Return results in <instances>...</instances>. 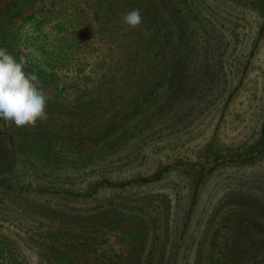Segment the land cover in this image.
Wrapping results in <instances>:
<instances>
[{"label":"rangeland","instance_id":"obj_1","mask_svg":"<svg viewBox=\"0 0 264 264\" xmlns=\"http://www.w3.org/2000/svg\"><path fill=\"white\" fill-rule=\"evenodd\" d=\"M0 47L48 98L0 264H264V0H0Z\"/></svg>","mask_w":264,"mask_h":264},{"label":"clouds","instance_id":"obj_2","mask_svg":"<svg viewBox=\"0 0 264 264\" xmlns=\"http://www.w3.org/2000/svg\"><path fill=\"white\" fill-rule=\"evenodd\" d=\"M129 28L142 22L140 9L121 17ZM25 62L17 60L6 48L0 47V121L9 126L24 128L46 120L47 96L36 87V77L24 71Z\"/></svg>","mask_w":264,"mask_h":264}]
</instances>
